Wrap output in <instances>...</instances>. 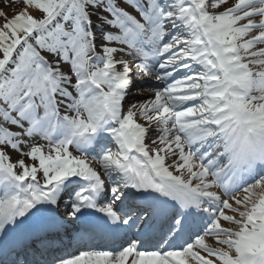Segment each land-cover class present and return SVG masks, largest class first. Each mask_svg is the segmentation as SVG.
Returning <instances> with one entry per match:
<instances>
[{"label": "snow or ice", "instance_id": "6c2138e0", "mask_svg": "<svg viewBox=\"0 0 264 264\" xmlns=\"http://www.w3.org/2000/svg\"><path fill=\"white\" fill-rule=\"evenodd\" d=\"M123 2L0 8V264H264V0Z\"/></svg>", "mask_w": 264, "mask_h": 264}, {"label": "rangeland", "instance_id": "374dc122", "mask_svg": "<svg viewBox=\"0 0 264 264\" xmlns=\"http://www.w3.org/2000/svg\"><path fill=\"white\" fill-rule=\"evenodd\" d=\"M235 0H227V4H233ZM226 4V5H227ZM225 5V6H226ZM224 6V5H223ZM0 8H2L4 11L7 12L8 16L11 17L15 11H18L19 10V7L18 6H15V5H12L11 4V0H8V3L7 5L5 4V0H0ZM34 15H39V13H33ZM3 23V19H0V24ZM134 79H138V77H134ZM134 95L137 97V98H147L151 95V93L149 91H144V92H138V93H134ZM127 108H128V104H125V109L127 111ZM137 121L142 124L146 123L142 118H140L139 116L137 117ZM153 135H157L156 131H152ZM47 148V146L45 147ZM13 161H16V158H12Z\"/></svg>", "mask_w": 264, "mask_h": 264}, {"label": "bare ground", "instance_id": "6f19581e", "mask_svg": "<svg viewBox=\"0 0 264 264\" xmlns=\"http://www.w3.org/2000/svg\"><path fill=\"white\" fill-rule=\"evenodd\" d=\"M135 93H138V92H135Z\"/></svg>", "mask_w": 264, "mask_h": 264}]
</instances>
